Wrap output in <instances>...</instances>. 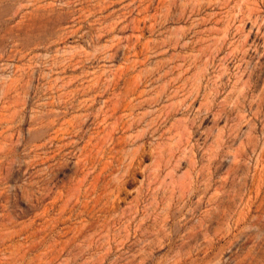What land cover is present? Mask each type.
Returning <instances> with one entry per match:
<instances>
[{
  "label": "rangeland",
  "instance_id": "obj_1",
  "mask_svg": "<svg viewBox=\"0 0 264 264\" xmlns=\"http://www.w3.org/2000/svg\"><path fill=\"white\" fill-rule=\"evenodd\" d=\"M0 264H264V0H0Z\"/></svg>",
  "mask_w": 264,
  "mask_h": 264
}]
</instances>
